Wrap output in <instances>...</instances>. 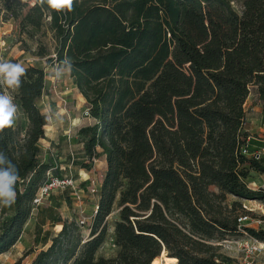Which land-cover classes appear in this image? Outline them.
I'll list each match as a JSON object with an SVG mask.
<instances>
[{
	"label": "trees",
	"instance_id": "trees-1",
	"mask_svg": "<svg viewBox=\"0 0 264 264\" xmlns=\"http://www.w3.org/2000/svg\"><path fill=\"white\" fill-rule=\"evenodd\" d=\"M10 20L28 33L49 21L50 62L68 69L92 121L78 131L82 157L73 165L102 158L105 171L90 224L58 215L62 201L52 195L34 204L48 174L62 175L41 145L45 72L26 68L13 98L27 126L0 130V151L19 169L15 202L0 205V256L36 210L41 247L14 264H151L163 252L177 264H225L213 240L244 231L264 242L263 229L240 226V202L224 205L228 196L264 201V188L249 182L264 174V157L251 150L246 110L253 92L264 102V0L238 8L232 0H74L71 12L0 0V21ZM61 193L71 206V190ZM116 203L119 253L97 257ZM47 222L58 232L42 230Z\"/></svg>",
	"mask_w": 264,
	"mask_h": 264
},
{
	"label": "rangeland",
	"instance_id": "rangeland-1",
	"mask_svg": "<svg viewBox=\"0 0 264 264\" xmlns=\"http://www.w3.org/2000/svg\"><path fill=\"white\" fill-rule=\"evenodd\" d=\"M232 1L233 5L238 8L241 0ZM4 23L3 27L9 32L7 38V57L9 60L21 64L24 68L36 67L43 69L46 75L47 89L40 102V108L48 118L46 140L41 143L43 155L47 159H53L55 166L59 168L60 174L63 177L71 176L76 180L75 188L78 189L81 197V201L77 202L71 196L74 202L72 200V205L68 207L64 203L65 196H62L63 193L55 191L52 196L62 201L61 209L56 212L64 219L75 220L78 224H81V222L90 224L96 203V197L90 194V186L92 182L100 184L105 171V162L101 158L91 162L88 169L81 168V165H73L71 169L68 168L72 155L74 158L81 159L82 157V144L78 137V131L82 127L92 124V121L87 118L86 100L74 85L68 69L64 67L57 68L56 65L50 62L51 58H54L56 54V42L49 28V21L46 20V25L42 29L31 31V33L23 31L16 21L10 20ZM0 85L2 87V94L6 91L12 93L13 96L15 88H10L5 83H0ZM13 103L15 104V100ZM246 110L249 113L250 128L254 127V120L255 122L257 120L259 122L261 116L264 114V102L259 101L253 92L246 103ZM26 126L25 116L17 106L13 127L26 128ZM259 134L261 135L259 139L264 140V134ZM255 136L257 135L255 134ZM261 156L264 157V153ZM249 182L250 187L253 189L264 188V174L252 172ZM212 191L217 192L216 189H212ZM235 202H240L246 210L244 214L239 212L241 218H248L245 222L241 221V218L239 219L241 227L264 230V201L249 202L228 196L224 205L228 210H231ZM52 203L53 200L46 202L43 208L50 206ZM37 216L38 211L36 210L21 241L10 251L0 256V264H14L23 257L25 258L24 262L29 263L31 261L34 255L27 257L26 255L41 247L40 245L38 248L36 247L34 243L35 233L30 231L33 224H36L38 220ZM46 216L48 215L46 214ZM118 220L119 207L116 203L112 214L107 218V235L97 253V257L106 259L117 257L119 248L114 243V224ZM42 230H50L56 233L58 232V227L52 228L48 224ZM80 232L84 241L89 239L90 231L88 225L81 228ZM212 244L219 248L218 252L223 256L225 264H264V242H255L244 231H241L239 234H228L223 239L217 238L212 241Z\"/></svg>",
	"mask_w": 264,
	"mask_h": 264
},
{
	"label": "clouds",
	"instance_id": "clouds-1",
	"mask_svg": "<svg viewBox=\"0 0 264 264\" xmlns=\"http://www.w3.org/2000/svg\"><path fill=\"white\" fill-rule=\"evenodd\" d=\"M36 3L37 0H32ZM47 3L49 8L56 11L73 10L74 0L57 5L55 0H40ZM25 68L19 63L0 61V79L10 88L20 84V77L24 75ZM17 106L10 95L0 94V130L10 128L16 118ZM19 179V169L2 151H0V205L10 206L16 200L15 185Z\"/></svg>",
	"mask_w": 264,
	"mask_h": 264
},
{
	"label": "built area",
	"instance_id": "built-area-1",
	"mask_svg": "<svg viewBox=\"0 0 264 264\" xmlns=\"http://www.w3.org/2000/svg\"><path fill=\"white\" fill-rule=\"evenodd\" d=\"M4 25H5V23L0 21V61L10 62V63L15 64V62L10 61L9 58L7 57V38L9 36V32H7L5 30V28L3 27ZM55 65L57 66V68H59V66L57 64H55ZM0 83L3 84L2 79H0ZM4 94L10 95L13 98L12 93H8L5 91ZM13 101H14V98H13ZM256 155H257V157L260 156L259 154H256ZM74 159L75 158L72 155V161H71L70 165L68 166L69 169H71V167L73 166ZM75 183H76V180L71 176L55 177L54 175L49 173L48 174V181L37 192V195L34 199V204L36 206H40L55 191L63 192L65 190H71V195L74 198V200L77 202H80L81 197H80L78 189L75 188ZM97 188H98V184L96 182H92L91 186H90V194L95 196L97 193ZM247 220H248L247 217L241 219V221H243V222H245ZM85 223L86 222H81L82 226ZM81 224H79V225L81 226ZM255 242H257V241L255 240Z\"/></svg>",
	"mask_w": 264,
	"mask_h": 264
},
{
	"label": "crops",
	"instance_id": "crops-1",
	"mask_svg": "<svg viewBox=\"0 0 264 264\" xmlns=\"http://www.w3.org/2000/svg\"><path fill=\"white\" fill-rule=\"evenodd\" d=\"M247 128H248V131L250 132V134H252V136H251V138H252L251 150H253V152H255V154H259L260 156L263 155V153H264V140H260L259 139V137H261V135L259 133H263L264 134V114L261 116V120L259 122H258V120L256 122L254 120V127L250 128V119H249V113H248ZM253 132L257 136H255V134L253 135ZM32 218H33V216H32ZM32 218L27 223V225L25 227V231H26V228L30 225V223L32 221ZM36 224H37V221H36ZM36 224L34 223L33 226H32V229L30 230L33 233H35Z\"/></svg>",
	"mask_w": 264,
	"mask_h": 264
},
{
	"label": "bare ground",
	"instance_id": "bare-ground-1",
	"mask_svg": "<svg viewBox=\"0 0 264 264\" xmlns=\"http://www.w3.org/2000/svg\"><path fill=\"white\" fill-rule=\"evenodd\" d=\"M178 260L176 258H170L165 252L162 253L157 259H155L151 264H177Z\"/></svg>",
	"mask_w": 264,
	"mask_h": 264
},
{
	"label": "snow or ice",
	"instance_id": "snow-or-ice-1",
	"mask_svg": "<svg viewBox=\"0 0 264 264\" xmlns=\"http://www.w3.org/2000/svg\"><path fill=\"white\" fill-rule=\"evenodd\" d=\"M57 5L63 4L65 2H67V0H55Z\"/></svg>",
	"mask_w": 264,
	"mask_h": 264
}]
</instances>
